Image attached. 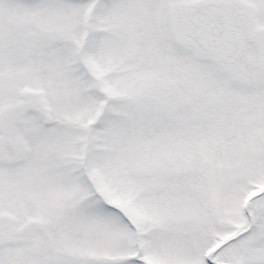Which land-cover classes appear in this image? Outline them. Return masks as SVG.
Masks as SVG:
<instances>
[{
    "label": "snow or ice",
    "instance_id": "6c2138e0",
    "mask_svg": "<svg viewBox=\"0 0 264 264\" xmlns=\"http://www.w3.org/2000/svg\"><path fill=\"white\" fill-rule=\"evenodd\" d=\"M0 264H264V0H0Z\"/></svg>",
    "mask_w": 264,
    "mask_h": 264
}]
</instances>
